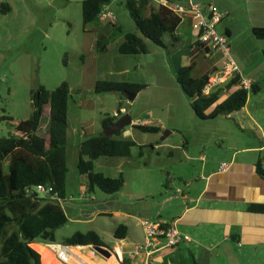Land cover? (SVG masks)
<instances>
[{
	"label": "rangeland",
	"instance_id": "rangeland-1",
	"mask_svg": "<svg viewBox=\"0 0 264 264\" xmlns=\"http://www.w3.org/2000/svg\"><path fill=\"white\" fill-rule=\"evenodd\" d=\"M199 1L230 5L236 10L238 18L233 15L230 20L231 16L226 15L218 31L224 32L229 24L234 35L231 41H235L231 47L232 57L236 51L240 52L243 62L240 68L258 73L262 78L260 91H249L247 107L264 129V54L260 46L264 42L254 37L248 25L251 5L256 0ZM125 2L111 0L106 6L117 17L119 29L115 23L103 21L101 17L84 25L83 0H0V137L14 134L16 124L32 116L33 90L41 86L54 90L63 82H68L71 88L68 185L66 197L60 201L69 222L59 229L58 242L76 232L93 230L111 247L113 232L125 220L132 232L140 236L142 229L138 222L145 211L167 210L171 200L182 197L176 188L170 189V174L180 185L182 177L178 179V175L187 174L201 164H187L183 151L188 148L189 155L198 158L205 155L210 159L222 154L228 144L243 148L259 143L258 130H241L225 117L219 120L196 117L176 79L179 67L190 63L191 45L187 35L177 42H167L166 48L145 39L148 50L145 54L119 53L126 33L140 34ZM4 4L10 5L12 10L5 13ZM219 9L223 12L221 7ZM99 42L107 44L106 51H98ZM221 58L220 54L214 57L216 61ZM196 63L195 76L202 74L210 64L205 54H200ZM212 75L216 76L213 72ZM100 80L140 83L147 88L131 101L119 93H96L95 86ZM120 105L127 109L126 114L129 110L133 118L153 120L161 131L150 134L128 127L136 143L131 156L103 157L95 161V172L110 177L123 174V189L115 194H106L99 188L90 192L86 176L81 175L77 167L76 145L99 135L103 131V118L114 115ZM5 115L10 119L2 120ZM226 125L234 133H228ZM41 130H48V120ZM225 134L227 136L223 137ZM261 156L264 159V152ZM5 171H8L7 164ZM117 211L131 217L117 215ZM51 253L45 248L46 255ZM79 253L88 256L94 253V248L88 247Z\"/></svg>",
	"mask_w": 264,
	"mask_h": 264
},
{
	"label": "trees",
	"instance_id": "trees-1",
	"mask_svg": "<svg viewBox=\"0 0 264 264\" xmlns=\"http://www.w3.org/2000/svg\"><path fill=\"white\" fill-rule=\"evenodd\" d=\"M111 0H83L84 25L94 22ZM173 2L176 0H164ZM136 25L137 33H126L119 46L122 55H140L148 52L145 39L166 48L163 40L169 35L174 42L178 41L176 32L182 20L163 4L157 5L154 0H126ZM4 12L11 11L8 4L2 6ZM252 33L258 40H264V27H254ZM200 43L192 45L191 62L177 70L176 79L184 94L190 100L195 115L200 120H214L221 116L243 109L248 102L249 92L240 86L241 74H235L211 94H203L204 87L212 78L210 74L195 77L193 72L197 66V51ZM97 49L104 52L107 44L99 42ZM210 51L209 48H206ZM146 85L133 82L111 80L97 81L96 93L135 94L136 96ZM252 91L258 93L260 86L253 83ZM228 93V97H221ZM71 88L63 82L54 90L41 86L32 91L33 114L27 120L17 123L14 134L0 137V264H59L54 256L45 254V247L36 242L57 243V230L66 226L68 216L60 204L67 193L68 166V130L69 105ZM122 105V104H121ZM120 105V108L122 106ZM2 120L10 117L3 116ZM48 120V134L40 136L38 131ZM118 120L114 115H106L102 120V128L111 126ZM134 128L150 134H158V125H135ZM123 132L116 136L101 134L83 140L78 149V170L87 178L88 190L94 192L99 188L106 194L120 192L125 184L123 174L110 177L95 172V161L99 158L131 156L135 141L122 137ZM187 145H185L186 147ZM8 171H5V166ZM258 174L264 178L262 161L256 164ZM169 182V180H168ZM38 185L52 188L51 195L41 196L33 190ZM251 213H263L264 203L249 204ZM127 227L119 225L115 238L124 239ZM71 246L95 245L104 247L106 244L96 231L76 232L62 242ZM33 244V245H32ZM41 252V255L38 251ZM43 259V262H42Z\"/></svg>",
	"mask_w": 264,
	"mask_h": 264
},
{
	"label": "crops",
	"instance_id": "crops-1",
	"mask_svg": "<svg viewBox=\"0 0 264 264\" xmlns=\"http://www.w3.org/2000/svg\"><path fill=\"white\" fill-rule=\"evenodd\" d=\"M154 1L157 5H166L164 0ZM219 7H221L223 13L231 16L230 20L234 18L233 15L238 18L237 12L234 10L233 6L222 4V6ZM251 7L253 9L249 15L248 23L250 29L253 30L254 27H264V0H256ZM115 24L114 26H116V28L121 29V25ZM221 33L227 35L231 50L235 41H231L234 35L229 24H226L225 31ZM185 35L188 36L191 51L192 45L196 44V41L195 31L192 28L190 19H184L176 32L178 41L181 36ZM166 36L167 35L163 38L165 44L167 42H174L170 36V39L168 37L166 40ZM260 46L264 54V43H261ZM200 54H205V59L210 64L199 76L193 75L195 77H200L205 74H210L212 78L219 76L225 68L226 59L224 56L211 49L207 51L203 46L198 47L197 55L199 56ZM216 54L222 56L218 61L214 59ZM241 56L240 52L236 51L235 57H233L239 67L243 63ZM240 71L242 78L252 80L253 83L259 84L262 79L258 73L249 72L245 68L244 70L240 68ZM212 72L215 73L216 76L212 75ZM228 95V93H225L221 97V100L227 98ZM185 97L187 98L186 95ZM188 103L189 106H191L189 99ZM247 105L240 111L234 112L229 116H221L214 120L225 117L226 120H230L241 130H258L260 132V134L257 135L259 143L243 148H239L236 144H228L223 148L222 154L214 155L210 159L205 155L199 158L189 155V150L186 146L185 148H187V150L183 151V154L188 162L187 164H189V162H201V164L199 167H194V169L190 170L187 174L181 173L182 176L178 175V179L182 177L180 179V185H178L176 178L170 174V180L168 182L170 189L176 188L177 192L180 193L182 197H177V200H171L167 210L154 212H146L144 210V215L140 217L138 222L142 229V235L140 236L132 232L129 222L125 220L123 225L127 227L126 237L124 239H117L115 238L114 231V236L111 238V247L109 248H121L125 252L134 249L137 244L143 242L144 234L141 222L145 219H161L168 222H175L177 228L189 238V241L173 248H166L163 246V242H160L150 263L142 256L137 260L128 261V264H264V214L251 213L247 210L249 204L264 203V178L258 174L256 168V164L260 160L264 167V159H262L261 156V153L264 152L262 150L264 145V129L261 126L259 118L248 110ZM132 120L133 129L135 125L140 124L156 125V123L150 119L141 121V118L132 117ZM41 128L38 131L40 136L48 134L49 125L47 131L42 132ZM226 128L228 133H234L228 125H226ZM184 133L186 134V132ZM122 135L124 138L132 139L133 133L131 128L124 130ZM226 136L227 134L223 137ZM80 144L76 145L77 150ZM187 144L188 143L185 142V145ZM174 147L179 149V146ZM238 148L239 150H236ZM223 163L228 165L227 169H222ZM115 213L117 215H123L126 218L131 217V214L123 211H117ZM59 231L60 230H57L56 232V238ZM103 241L105 242V240ZM58 243L62 242H57V244ZM33 244H41L43 247H46L52 252L54 260L57 263L64 264L55 256L54 249L51 246L53 243L36 242ZM88 247L93 246L88 245ZM104 247L108 246L105 245ZM36 251L38 250L36 249ZM38 252L42 258L41 252ZM82 256H85L84 258L88 261L90 260L93 264H118L114 257L103 259L99 255H96L95 251L88 255V257L87 255ZM71 264H78V262L72 260Z\"/></svg>",
	"mask_w": 264,
	"mask_h": 264
},
{
	"label": "built area",
	"instance_id": "built-area-1",
	"mask_svg": "<svg viewBox=\"0 0 264 264\" xmlns=\"http://www.w3.org/2000/svg\"><path fill=\"white\" fill-rule=\"evenodd\" d=\"M165 6L172 10L177 16L184 19H190L193 30L195 31V41L200 43L204 48L214 50L224 56L226 59L225 68L219 76L210 79V82L204 87L203 94H211L221 84L229 81L233 75L240 74V67L231 55L229 39L227 35L218 31V25L225 18L223 13L217 5L202 3L199 0H176L173 2L165 1ZM103 21L117 22V17L106 8L99 14ZM253 81L242 78L240 82L241 88L248 92L252 90ZM127 113V109L122 107L115 111L114 116L118 119ZM264 151V145L262 147ZM226 163L222 164V169H227ZM170 180V179H169ZM36 193H42L43 196L50 195L51 198L56 199L50 193L52 188H47L43 185H38L33 190ZM143 228V242L137 244L134 249L125 252L121 248L104 247L110 256L114 257L118 264H128L130 260H137L144 256L147 262H151V258L158 249V244L163 242L166 248L177 247L180 244L189 241L176 226L175 222H168L161 219L150 220L145 219L141 222ZM54 249L55 256L64 264H71L72 260H76L78 264H93L86 260L79 252L88 246H71L64 243L51 244ZM76 248H79L77 251ZM93 248V247H92ZM95 254L103 259L109 258L104 254L96 251Z\"/></svg>",
	"mask_w": 264,
	"mask_h": 264
},
{
	"label": "water",
	"instance_id": "water-1",
	"mask_svg": "<svg viewBox=\"0 0 264 264\" xmlns=\"http://www.w3.org/2000/svg\"><path fill=\"white\" fill-rule=\"evenodd\" d=\"M126 97L129 100L133 101V100H135L136 95L135 94H126ZM132 125H133L132 117L129 114H126V115H123L122 117H120L111 126L105 128L103 130V132L106 136L112 137V136H116L117 134H119L121 132H124V130H126L128 127H132ZM92 246L96 251L104 254L107 257L110 256V254L103 249L104 247H99V246H95V245H92Z\"/></svg>",
	"mask_w": 264,
	"mask_h": 264
},
{
	"label": "bare ground",
	"instance_id": "bare-ground-1",
	"mask_svg": "<svg viewBox=\"0 0 264 264\" xmlns=\"http://www.w3.org/2000/svg\"><path fill=\"white\" fill-rule=\"evenodd\" d=\"M46 248V247H45ZM51 249V248H50ZM76 250L78 251L79 250V248H76ZM85 257V256H84ZM88 257V256H87ZM90 258V257H89ZM93 258V257H92ZM90 261V260H89ZM91 262V261H90Z\"/></svg>",
	"mask_w": 264,
	"mask_h": 264
}]
</instances>
